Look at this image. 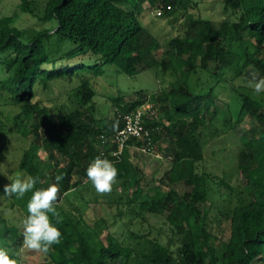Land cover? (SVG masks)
I'll use <instances>...</instances> for the list:
<instances>
[{
  "label": "trees",
  "instance_id": "16d2710c",
  "mask_svg": "<svg viewBox=\"0 0 264 264\" xmlns=\"http://www.w3.org/2000/svg\"><path fill=\"white\" fill-rule=\"evenodd\" d=\"M20 1L23 12L35 14V0ZM219 2L224 12L232 10L235 19L229 17L217 26L190 12L196 0H47L42 20L55 22L56 27L30 40L12 25L13 18L0 17V100L19 110L13 120L30 142L20 168L37 178L33 191L56 183V176L63 177L56 204L59 222L49 214L62 233L60 243L47 254L26 249L23 228L11 225L0 213V247L10 256L23 260L21 264H130L134 255L139 264H264V102L252 94L238 92L230 106L237 121L251 118L254 122L230 143L237 173L245 183L239 203L229 211L226 234H213L201 218L200 205L209 201L215 183L204 168L202 127L218 116L217 89L227 76L242 77L248 67L264 76V0ZM155 8L164 17L184 15L183 33L171 40L165 52L141 19ZM66 42L73 46L64 50ZM108 68L130 77L157 69L158 76L171 73L176 78L169 90L157 94L134 91L149 96H139L130 105L118 102L124 94L115 98L118 111L112 118L93 105L94 80ZM63 79L78 83L71 92L77 107L52 110L35 100L37 87L46 91L50 83ZM146 103L163 112L161 119L145 121L153 145L165 135L174 146L163 180L192 189L185 195L172 188L154 195L137 189L129 201L138 209H132L131 218L167 211L169 229L180 238L177 252L172 238L168 241L162 232L157 236L132 232L130 239L136 244L128 245L111 232L105 240H95L61 206L72 189L89 181L86 169L97 156L118 168L117 181L124 189L138 185L139 170L130 147L143 148L144 142L131 140L120 156H114L118 145L112 139L123 127L121 116ZM221 185L228 186L224 180Z\"/></svg>",
  "mask_w": 264,
  "mask_h": 264
},
{
  "label": "rangeland",
  "instance_id": "374dc122",
  "mask_svg": "<svg viewBox=\"0 0 264 264\" xmlns=\"http://www.w3.org/2000/svg\"><path fill=\"white\" fill-rule=\"evenodd\" d=\"M46 3L47 0H35V14L32 15L23 12L20 0H1L0 17L13 18L12 25L23 32L25 39L30 40L39 32L56 27L55 22L42 20ZM190 12L197 17L212 20L217 26L229 17L235 19L232 10L224 12L219 0H196ZM141 19L161 41L162 52L170 48L172 39L183 33V13L164 17L160 9L155 8L141 15ZM72 46V43L66 42L63 49L67 50ZM253 70H255L253 67H248L239 78L233 79V75L227 76L228 79L222 83L223 86L217 89L220 95L218 116L202 127V132L205 133L202 141L206 151L204 168L214 176L215 183L209 201L200 205L201 218L205 221L207 229L218 236L226 234L229 226V211L239 203L240 193L245 183L237 173L233 147L230 143L240 139L254 122L251 118H246L243 122L237 121L230 106L241 92L252 94L264 102V92L256 94L248 83L250 72ZM175 78L171 73L158 76L157 69H148L137 76L130 77L117 72L114 68H108L103 77L94 80L97 92L94 108L98 113L114 118L118 111L116 99L122 94L125 96L118 102L130 105L140 99L139 96H145V98L149 96L144 95L145 93L137 94L134 91L144 89L148 90V94L152 92L157 94L160 90H169ZM77 85L74 79H63L50 83L49 90L46 91L42 86L37 87L35 100H40L52 110L62 106L77 107L76 102L71 98V92ZM149 105L151 104L146 103L143 106ZM157 110L158 119H161L163 112L161 109ZM0 111H2L0 115V213L11 225L23 228V221L28 215L27 204L32 194L28 192L23 197H8L3 194V186L10 183L17 172L27 175L20 168V163L30 142L21 136L20 127L13 120L19 110L0 100ZM173 152L174 146L169 145L165 135H162L152 151L131 146L132 161L139 170L138 185L132 184L128 189H124L121 182L116 181L110 193L99 194L91 181H87L83 186L72 189L62 200L61 206L74 222L81 224L93 234L95 240H105V236L111 232L128 245L135 243L130 239L132 232L141 236H157L159 232H162L168 241L172 238V249L177 252L181 246L180 238L173 235L169 229L168 212L162 211L159 215L144 212L142 216L135 219L131 218V213L132 209L135 210L137 207L133 208L129 204L137 189H141L143 195H154L157 191L165 194L170 188L180 195L191 191L192 188L185 183L170 186L163 180L164 174L171 167V158L168 155ZM222 180L230 187L221 185ZM138 200L141 201V199ZM117 219L119 221L115 224ZM17 260L20 264L23 261ZM31 262L33 261H30V264ZM139 262L134 255L130 264H139Z\"/></svg>",
  "mask_w": 264,
  "mask_h": 264
},
{
  "label": "clouds",
  "instance_id": "9594fccd",
  "mask_svg": "<svg viewBox=\"0 0 264 264\" xmlns=\"http://www.w3.org/2000/svg\"><path fill=\"white\" fill-rule=\"evenodd\" d=\"M248 83L256 94L264 92V76H259L253 70L250 72ZM87 178L99 194H107L112 191L113 185L119 175L118 168L112 161L95 157L86 169ZM56 183L46 188L35 189L37 178L17 172L10 183L3 186V194L8 197H23L32 192L31 199L27 204L28 215L23 221V247L35 252L49 253L52 246L59 244L61 231L52 224L49 214L56 217L59 222L57 201L59 200V182L62 176H56ZM0 264H20V262L9 255L4 247H0Z\"/></svg>",
  "mask_w": 264,
  "mask_h": 264
},
{
  "label": "built area",
  "instance_id": "2783aa9c",
  "mask_svg": "<svg viewBox=\"0 0 264 264\" xmlns=\"http://www.w3.org/2000/svg\"><path fill=\"white\" fill-rule=\"evenodd\" d=\"M158 110L149 105L148 107H140L137 110L124 113L121 117L123 127L112 139L118 145V149L114 151V156H120L127 144L131 140L144 142L142 149L152 151L155 146L152 143V132L146 127V120L158 119Z\"/></svg>",
  "mask_w": 264,
  "mask_h": 264
}]
</instances>
